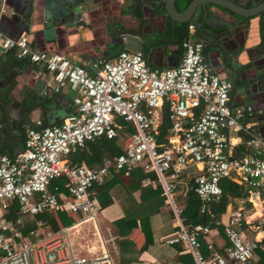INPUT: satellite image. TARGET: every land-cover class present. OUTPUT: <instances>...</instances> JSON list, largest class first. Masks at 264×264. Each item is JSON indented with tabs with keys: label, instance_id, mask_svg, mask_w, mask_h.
Segmentation results:
<instances>
[{
	"label": "built area",
	"instance_id": "2783aa9c",
	"mask_svg": "<svg viewBox=\"0 0 264 264\" xmlns=\"http://www.w3.org/2000/svg\"><path fill=\"white\" fill-rule=\"evenodd\" d=\"M182 47L172 67L153 68L141 52L121 49L112 59L99 60L90 74L63 55L32 50L25 34L15 39L0 35V48L42 65L51 74L53 90L66 85L73 94V109L61 122L36 120L25 131L21 151L0 153V264H113L116 236L108 230L107 237L98 233L100 251L80 255L70 242V227L51 229L41 215L65 211L78 214L77 222H95L100 206L93 184L100 183L111 166L127 173L141 163L154 172L173 215L175 230L165 237L166 243H181L194 264H262L254 262L253 255L256 249L264 253V243L240 229L253 220V228L264 232V138L256 129L262 110L230 102L232 85L209 71L201 41H187ZM122 122L131 123L133 132L119 153L96 167L66 161L69 152L87 142L121 137L126 132ZM164 122L165 141H158ZM188 168L195 169L190 189L199 198L200 212L219 200L221 178L246 190L245 199L235 200L222 225L229 244L220 252L203 255L200 238L211 228L184 225L180 217L172 179ZM56 178L63 180L65 194L58 193L56 185L50 188ZM14 202L17 215L8 218L5 214ZM244 202L259 211L256 218L245 219Z\"/></svg>",
	"mask_w": 264,
	"mask_h": 264
},
{
	"label": "crops",
	"instance_id": "0c3cea01",
	"mask_svg": "<svg viewBox=\"0 0 264 264\" xmlns=\"http://www.w3.org/2000/svg\"><path fill=\"white\" fill-rule=\"evenodd\" d=\"M67 1L61 9L62 17H58L55 9L52 14L56 18L45 25L51 15L47 11L48 19H45L43 0H0V35L15 39L25 34L32 50L63 55L90 74L97 70L99 60H110L121 49L141 52L153 68L172 67L179 62L186 39L201 41L203 58L211 73L232 85L239 84L240 78L249 80V83L244 82V93L232 87L229 99L234 104L247 103L262 110L256 119V129L264 138V103L259 97V93L264 91L262 14L243 19L236 16L237 23L232 26L231 33L221 38L209 31L199 34L191 20L173 24L165 13L163 0L159 1L156 9L151 6L154 0H87L77 4L73 12L68 11ZM232 1L248 9L263 0ZM182 9V6L177 7L178 11ZM198 17L194 15V20H201ZM189 24L192 28L188 27ZM206 34L211 36L210 40ZM53 86L51 74L42 65L16 58L13 49L0 52V153L14 155L21 151L25 131L36 120L46 125L59 123L73 109L70 88L64 85L56 91ZM246 91L251 95L248 96ZM126 136H116L120 149ZM100 150L106 158L108 155L104 149L100 147ZM132 170V173L111 171L100 183L93 184L97 200L94 188L114 179L107 194L111 201L100 207L93 222L97 233L94 237H87L85 231L83 235L78 233L76 236V239L84 236L93 240L85 245L84 253L89 255L100 251L101 243L100 246L94 243L99 241L98 233L107 237L108 230L116 236L113 264H194L191 254L183 249L181 243L165 242V237L175 230V223L171 211L162 201L154 172L137 167ZM57 179L59 182H55ZM57 179L51 181L50 188L56 185L58 193L65 194L63 180ZM187 190L184 184L177 187L175 201L178 205H182ZM103 201L106 202V198ZM244 212L246 220L259 214L258 210L252 211L250 207H244ZM65 214L72 218V222L61 225L57 221V228L69 226L71 242L75 228L89 221L77 222L78 214ZM251 222L243 225L245 233L248 238L260 240L264 232L254 229L256 222ZM205 240H211L219 251L227 244L222 232L212 230L200 238V250L205 256ZM75 251L79 252V248ZM258 251H255L253 260L264 264V253L260 255L262 251Z\"/></svg>",
	"mask_w": 264,
	"mask_h": 264
},
{
	"label": "trees",
	"instance_id": "16d2710c",
	"mask_svg": "<svg viewBox=\"0 0 264 264\" xmlns=\"http://www.w3.org/2000/svg\"><path fill=\"white\" fill-rule=\"evenodd\" d=\"M189 1V0H186ZM122 124L125 125V136L128 135L129 133L133 132V127L131 126V123H125L122 122ZM167 126V123L164 122L163 126L161 127L160 133L158 134V141H165L166 133H165V128ZM105 139V138H100L97 140H94L92 142H87L85 146L81 149H76L74 151H71L68 153L66 156V161L69 162L70 164H79L81 162L85 163L87 166H92L96 167L99 166L103 160V157L101 155V150L100 147H102L105 151V155H108L107 157H111L119 153L120 147L119 145L116 144V139ZM120 144V141H118ZM137 168H143L144 165L141 163L136 166ZM132 168L135 170V168ZM130 170L129 173H132L133 170ZM111 171H116L112 166L108 168L107 174ZM106 174V175H107ZM195 174V169L194 168H188V170L184 171L178 178H175L172 181L176 182V186H180L184 184L186 187H188V190L185 195V199L182 202L181 206V213L180 217L183 220L184 225H194V224H203L211 228L212 230H217L218 232H222V225L227 221L228 219V214L230 211V208L234 206L235 200L238 199H245L246 196V190L241 184H237L232 182L229 178H221L219 181V186L221 188V196L219 200L215 203H211L209 207L203 211L200 212V201L197 195L190 189L191 186V178ZM57 179V178H56ZM60 179H57L55 182H59ZM103 180V179H102ZM113 178L112 181L107 182L100 186H96L94 189L96 190V197L98 200V205L101 207L105 204L110 203V197L107 195L108 194V189L111 187L113 184ZM161 188V187H160ZM161 195H162V189H161ZM103 198H106V202L103 201ZM175 199V197H174ZM96 200V201H97ZM176 200V199H175ZM162 201L165 204V206H168V204L165 202L164 196L162 195ZM176 202V201H175ZM177 204V203H176ZM178 205V204H177ZM244 207H249V204L247 202H244L243 204ZM17 204L14 202L12 203L9 208L8 212L5 214L6 217L8 218H14L17 214ZM243 207V211H244ZM170 210V208H169ZM173 216V215H172ZM42 220L46 225H48L52 229H56L58 226V222H60L61 225H68L69 223L72 222V218L67 216L65 212L63 211H58L54 215V213H44L41 215ZM58 221V222H57ZM215 221H218L219 224L215 225ZM121 222V221H117ZM245 232V228L243 226L240 227ZM210 231V232H211ZM127 232V231H126ZM209 232V233H210ZM125 233V232H124ZM208 233V234H209ZM223 233V232H222ZM204 240V239H203ZM227 240V239H226ZM259 243H264V236L258 240ZM210 243L211 246L207 249V254L212 253V252H220L217 250L211 240H205V245ZM228 240L227 244L228 245ZM255 251L259 252L258 249ZM254 251V255H255ZM263 252H260V255ZM253 255V257H254ZM255 262L257 260H254ZM261 263V262H260ZM263 264V263H262Z\"/></svg>",
	"mask_w": 264,
	"mask_h": 264
},
{
	"label": "water",
	"instance_id": "95a60500",
	"mask_svg": "<svg viewBox=\"0 0 264 264\" xmlns=\"http://www.w3.org/2000/svg\"><path fill=\"white\" fill-rule=\"evenodd\" d=\"M160 0H154L152 3V8H158L160 4ZM44 2V16L45 19H48L47 11H50L51 19L45 22V25L52 23V20L56 18V15L52 14V12H57L58 17H62L63 10L62 6L65 5V0H43ZM87 2V0H68L66 3V7L68 11H74V8L77 4H82ZM163 8L165 10L166 15L171 18L173 22H188L191 20L193 26L197 27V31L199 34L204 33L205 31H209L211 34H215V36L224 38L231 33V28L233 25H236L237 17L245 18L248 16H259L262 14V19L264 20V0L258 2L253 7L245 9L233 2L232 0H163ZM58 6V7H55ZM183 7L181 11L177 10V7ZM70 11V12H71ZM191 11V13H190ZM190 13V14H189ZM194 15H198L201 20H194ZM235 17H234V16ZM237 16V17H236ZM235 19V20H234ZM174 24V23H173ZM210 34V35H211ZM208 40L211 39V36L206 34ZM188 39L185 40L187 42ZM226 49H223L225 51ZM4 49L0 48V52H3ZM137 51V50H136ZM236 53V51L234 52ZM233 57V56H232ZM234 58V57H233ZM239 84H231L232 87L239 88L241 92L244 93V84L249 83V80H244L242 78L239 79ZM245 82V83H244ZM232 89V88H231ZM246 94L250 96L249 91H246ZM260 100L264 103V91L259 93ZM260 135V134H259Z\"/></svg>",
	"mask_w": 264,
	"mask_h": 264
},
{
	"label": "rangeland",
	"instance_id": "374dc122",
	"mask_svg": "<svg viewBox=\"0 0 264 264\" xmlns=\"http://www.w3.org/2000/svg\"><path fill=\"white\" fill-rule=\"evenodd\" d=\"M97 216H98V213L96 214V218H97ZM93 222L94 221H89V222H85V223H83L82 225H79V226H77L76 228H75V230H74V233H75V235L74 236H71L72 237V239H71V244H72V247L76 250V248H79V254L80 255H87V253H84V249L88 246L87 244H89V242L88 241H93L92 239H87V238H85L84 236H82V238L81 239H76V236L78 235V233H80L81 235H83V233H85V231H86V236L87 237H94V234H96L97 233V231L95 230V228L93 227L94 226V224H93ZM93 227V228H92ZM94 231H95V233H94ZM101 233L103 234L104 233V231H101ZM86 239H87V242H86ZM84 240H85V243H84ZM94 243V242H93ZM94 244H97V245H99L100 246V242L99 241H97L96 243H94ZM85 245H87L86 247H85ZM100 249V248H99ZM98 249V250H99Z\"/></svg>",
	"mask_w": 264,
	"mask_h": 264
}]
</instances>
